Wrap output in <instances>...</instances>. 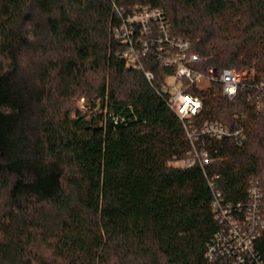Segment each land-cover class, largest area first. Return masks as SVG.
I'll return each instance as SVG.
<instances>
[{"label": "trees", "instance_id": "1", "mask_svg": "<svg viewBox=\"0 0 264 264\" xmlns=\"http://www.w3.org/2000/svg\"><path fill=\"white\" fill-rule=\"evenodd\" d=\"M135 7L164 13L198 71L250 80L231 101L219 84L194 92L186 127L161 92L172 70L153 54L127 66L113 37ZM262 82L264 0H0V264H233L213 203L244 226L250 184L264 191V117L247 100ZM208 121L245 138L188 137ZM192 146L209 162L174 165ZM252 232L243 264L264 263Z\"/></svg>", "mask_w": 264, "mask_h": 264}, {"label": "built area", "instance_id": "2", "mask_svg": "<svg viewBox=\"0 0 264 264\" xmlns=\"http://www.w3.org/2000/svg\"><path fill=\"white\" fill-rule=\"evenodd\" d=\"M112 33L114 39L123 45L121 55L126 59L127 66L140 68L139 61L153 54L162 68L172 70L164 78L161 92L165 96L167 107L185 126L189 125L191 119L201 110V101L194 92H207L214 84H219V93L231 101L238 89L244 86V82L250 80L249 70H245L246 77H242L244 71L234 69L217 72L215 69L207 68L205 71H198L200 58L191 52V43L170 34L168 21L164 13L158 9L135 7L130 13L122 16L119 25L112 29ZM144 77L149 83L153 80V75L149 71H144ZM248 89L247 100L252 101L255 109L264 117V82L252 84ZM193 135L199 139L234 138L238 142L245 138L241 128L231 129L215 121L205 122L197 130L188 133L190 139ZM196 162L206 164L209 160L204 150L192 146L187 158L173 161V164L189 168ZM213 207L216 218L225 224L224 231L216 235V242L228 245V250L235 256L233 264H243L245 256L248 258L252 254L255 236L252 232L253 227H264V191L257 183L250 184L247 190V203L243 208L244 226L233 219L229 207H219L216 200Z\"/></svg>", "mask_w": 264, "mask_h": 264}, {"label": "rangeland", "instance_id": "3", "mask_svg": "<svg viewBox=\"0 0 264 264\" xmlns=\"http://www.w3.org/2000/svg\"><path fill=\"white\" fill-rule=\"evenodd\" d=\"M247 72L244 70V72L242 73V77H246V74ZM83 105V99L79 100L78 102V107H81Z\"/></svg>", "mask_w": 264, "mask_h": 264}]
</instances>
